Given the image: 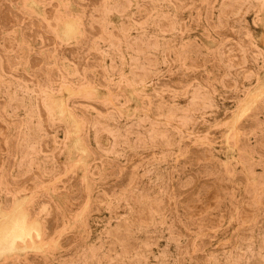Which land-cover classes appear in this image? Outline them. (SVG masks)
Wrapping results in <instances>:
<instances>
[{"label":"rangeland","instance_id":"obj_1","mask_svg":"<svg viewBox=\"0 0 264 264\" xmlns=\"http://www.w3.org/2000/svg\"><path fill=\"white\" fill-rule=\"evenodd\" d=\"M76 1L0 0V103L1 105L5 103L3 106L0 105V113L2 112L0 114V133L2 132L0 134V210L2 212L11 210V206L19 200L22 203L25 202L23 207L29 219L39 222L38 230L33 232L31 237L26 238V244L20 243L15 251L4 253L5 257L4 254H0V264H34L35 262V264H42V261L43 264H178L181 261L182 264H251L253 259L255 261L252 264L256 263V259L258 264H264V173H262L264 169L263 165H260L264 164V135L262 136L264 134V0ZM119 2L124 5L125 2L130 4L123 7ZM212 2H214L213 5ZM79 4L85 7L81 5L79 7ZM226 4L229 6H225ZM181 5L186 8L184 9ZM206 5L210 6L208 10ZM146 7L151 12L145 9ZM86 8L89 10L88 14L91 16L88 17L91 20L86 18ZM197 9L198 15L194 11ZM206 11L211 12L212 15ZM224 11L222 16L221 12ZM218 14L223 18H220ZM68 20L78 21L74 24L75 29L79 28V32L76 29L72 35L70 34L72 37L62 32L63 25ZM92 20L93 24H91ZM170 20H173L172 23L175 24L170 25ZM208 21L210 24L207 23ZM223 21L225 24H222ZM158 22L164 23L160 25ZM89 26L93 27L91 29L93 31H90ZM158 26H162L161 29L163 26L170 28L163 29L166 31L163 33ZM182 27L184 30H180V33L179 29ZM74 34L75 37H73ZM69 36L70 40L66 38H70ZM225 37L227 39H224ZM75 38L76 42L73 41ZM152 40L157 41L151 43ZM245 40L246 43L243 42ZM168 41H171V45H168L170 43ZM223 41L227 42L222 44ZM195 42L196 45H194ZM83 45L86 46L85 49ZM77 46L79 50L81 49L80 51L75 49ZM233 46L234 48L231 49ZM199 51L203 54L201 52L198 54ZM68 53L71 54L68 55ZM227 55H232V57ZM84 56L85 65L81 60ZM227 57L230 59L229 65ZM189 58L193 62L188 60ZM207 58L212 59L211 62H208ZM170 62L173 65L169 68ZM206 62L209 64L205 65ZM214 62L215 64H212ZM220 67L223 68L221 70L224 73L218 69ZM229 69H231L230 72ZM231 71L237 72H233L234 76H232ZM244 71L250 74L243 75ZM225 76L226 79H231L228 81H231L232 86L228 85L230 83H227ZM170 81L175 82L173 84ZM226 83L227 86L224 85ZM186 84L189 87L185 86ZM204 84L207 86H203ZM228 86L230 87L226 88ZM62 87L64 90L68 87L74 94L72 92L69 93L71 95L68 94L70 97L66 96ZM85 88L87 89L84 90ZM184 90L185 93H183ZM77 92L79 95L73 97ZM179 93L183 96H179ZM61 94L67 99L64 100ZM52 96L56 98V102ZM152 97L156 100H152ZM250 98L253 101H250ZM15 101L19 103V106L14 103ZM53 102L56 105H53ZM85 102L92 105L89 106ZM60 103L65 110H69V117L61 112ZM243 104L249 106L250 109L245 108V111ZM77 105L82 108L84 106L83 110H80L82 108ZM38 106L41 112L38 111ZM75 107L80 109L76 111ZM42 109L47 114L46 116ZM170 109L171 111L173 109L172 113ZM255 112L256 115H254ZM132 122L137 124H132ZM247 122L252 126L250 127ZM76 123L80 125L77 126ZM49 138L53 143L48 140ZM261 149L263 153L258 152ZM193 153L194 157H192ZM206 157L211 162L207 161ZM192 159H195L194 162ZM203 159L204 161L206 159V162H203ZM241 175L245 176L241 178ZM30 176H33V180ZM216 176L217 179H215ZM122 179H125L124 182ZM19 181L23 182L20 184ZM207 185L208 188H206ZM213 191L218 194H214ZM198 192L205 193L207 196ZM25 197L27 199H23ZM8 198L10 200H6ZM7 201L10 203L8 204ZM255 205L256 210L253 208ZM33 211L34 214H32ZM247 215L251 217L247 218ZM261 219L263 224L259 222ZM51 227L53 231H50ZM117 230H119L118 233ZM182 233H184L183 236ZM46 234L47 238L44 236ZM109 234L115 235L114 239ZM123 234H125V241ZM215 238L218 239L215 240ZM117 243L122 246L118 247ZM35 248H40V252L35 251L37 250ZM72 251L74 253H71ZM33 259L34 262H32Z\"/></svg>","mask_w":264,"mask_h":264},{"label":"bare ground","instance_id":"obj_2","mask_svg":"<svg viewBox=\"0 0 264 264\" xmlns=\"http://www.w3.org/2000/svg\"><path fill=\"white\" fill-rule=\"evenodd\" d=\"M29 1H31V0H29ZM75 1H76V0H75ZM124 1H125V0H124ZM175 1H176V0H175ZM178 1H179V0H178ZM180 1H181V0H180ZM183 1H184V0H183ZM185 1H187V0H185ZM89 2H90V1H89ZM91 2H92V1H91ZM96 2L98 3V1H96ZM105 2H106V1H105ZM126 2H128V0H127ZM126 2H125V5H124V4H121V2H119V4L123 5V7H126V5L128 6V4H130V3L126 4ZM188 2H189V0H188ZM206 2H207V1H206ZM76 3H77V1H76ZM103 3H104V2H103ZM123 3H124V2H123ZM181 3H182V2H181ZM213 3H214V2H212V5H213ZM235 3H236V2H235ZM86 4H87V3H86ZM141 4H142V3H141ZM171 4H172V2H171ZM176 4H177V2H176ZM176 4H175V5H176ZM185 4H186V5H189L190 3H185ZM201 4H202V3H201ZM33 5H34V3H33ZM80 5H81V4H79V7H80ZM100 5H103V4H100ZM121 5H120V7H121ZM173 5H174V3H173ZM178 5H179V4H178ZM209 5H210V4H209ZM212 5H210V6L212 7ZM234 5H235V4H234ZM52 6H53V5H52ZM142 6H143V5H142ZM176 6H177V5H176ZM179 6H180V5H179ZM201 6H202V5H201ZM206 6H207V5H206ZM210 6H207V10H208V8H209ZM225 6H229V5L226 4ZM30 7H32V6H30ZM30 7H29V8H30ZM35 7H36V6H35ZM56 7H57V6H56ZM81 7H85V6H83V4H82ZM177 7H178V6H177ZM181 7L184 8V6H182V5H181ZM188 7H189V6H188ZM53 8H55V6H54ZM87 8H88V6H87ZM87 8H86V10H87ZM99 8H100V6H99ZM178 8H180V7H178ZM183 8H182V9H183ZM185 8H186V7H185ZM185 8H184V9H185ZM230 8L232 9L231 6H230ZM33 9H34V8H33ZM84 9H85V8H84ZM122 9H123V8H122ZM125 9H126V8H125ZM125 9H124V10H125ZM145 9L148 10L147 7H146ZM166 9H167V8H166ZM175 9H176V7H175ZM210 9H211V8H210ZM210 9H209V10H210ZM233 9H234V8H233ZM54 10H55V9H54ZM98 10H100V9H98ZM105 10H106V9H105ZM167 10H168V9H167ZM179 10H181V8H180ZM224 10L226 11V9H224ZM229 10H230V9H229ZM88 11H89V10L86 11V12H87V16H86V18H87L88 16H91L90 14H88ZM90 11H91V10H90ZM92 11H94V9H92ZM122 11H123V10H121V12H122ZM148 11H150V10H148ZM168 11H169V10H168ZM181 11H182V10H181ZM194 11H196L195 13H197L198 9H197V10H194ZM222 11H223V10H222ZM225 11H224V12H221V13H223V14H221V13H219V14H221V15L223 16L224 13H225ZM231 11H232V10H231ZM53 12H54V11H53ZM86 12H84V14H85ZM96 12H98V11L96 10ZM121 12H120V14H121ZM137 12H138V11H137ZM146 12H147V11H146ZM150 12H151V11H150ZM150 12H149V13H150ZM206 12H208V11H206ZM226 12H227V11H226ZM228 12H229V11H228ZM50 13H51V12H50ZM99 13H101V11H100ZM149 13H148V14H149ZM169 13H170V12H169ZM176 13H177V12H176ZM178 13H179V11H178ZM210 13H211V12H210ZM210 13L208 12L209 15H210ZM36 14H37V13H36ZM102 14H103V13H102ZM134 14H135V13H134ZM145 14H146V13H145ZM165 14H166V13H164V15H165ZM219 14H218V15H219ZM81 15H82V14H81ZM98 15H99V14H98ZM178 15H179V14H178ZM197 15H198V13H197ZM209 15H208L207 17H209ZM211 15H212V13H211ZM221 15H219V17H220ZM226 15H227V14H226ZM229 15H230V14H229ZM6 16H7V15H6ZM40 16H42V15L40 14ZM84 16H85V15H84ZM84 16H82V17H84ZM138 16H139V14H138ZM166 16H167V15H166ZM166 16H165V17H166ZM48 17H49V14H48ZM93 17H94V15H93ZM97 17H98V16H97ZM131 17H132V16H131ZM162 17L164 18V16H162ZM162 17H161V20H162ZM205 17H206V14H205ZM46 18H47V17H46ZM91 18H92V17H91ZM132 18H133V17H132ZM132 18H131V19H132ZM191 18H192V17H191ZM210 18H211V17H210ZM215 18H216V17H215ZM220 18H223V17H220ZM232 18H233V17H232ZM87 19H89V17H88ZM138 19H139V18H138ZM142 19H143V18H142ZM145 19H146V18H145ZM159 19H160V18H159ZM164 19H166V18H164ZM167 19H168V18H167ZM170 19H171V17H170ZM172 19H173V18H172ZM181 19H182V18H181ZM204 19H205V18H204ZM206 19H207V18H206ZM37 20H38V19H37ZM49 20H51V19H49ZM84 20H85V19H84ZM89 20H91V19H89ZM139 20H141V19H139ZM139 20H138V21H139ZM207 20H208V19H207ZM207 20H206V21H207ZM210 20H211V19H210ZM217 20H218V19H217ZM61 21H62V20H61ZM75 21H76V20H75ZM75 21H74V22H75ZM95 21H97V20H95ZM132 21H133V20H132ZM134 21H135V19H134ZM158 21H160V20H158ZM163 21H165V20H163ZM170 21H171V20H170ZM172 21H173V20H172ZM172 21L170 22V25L175 24V23H172ZM190 21H191V20H190ZM224 21H225V20H224ZM224 21L222 22V24L224 23ZM229 21H230V20H229ZM231 21H233V20H231ZM74 22H73L72 20L65 21V23H64V25H63V29H62L63 31H62V32H63L66 36H67V35H70V34L72 35V33H74V32L76 31L77 28L75 29V24H74ZM77 22H78V21H76V23H77ZM84 22H85V21H84ZM93 22H94V21L92 20L91 24H93ZM160 22H161V21H160ZM166 22H168V21L166 20ZM180 22H181V21H180ZM197 22H198V20H197ZM48 23H49V22H48ZM156 23H157V22H156ZM156 23H155V24H156ZM158 23H159V22H158ZM163 23H164V22H162L161 24L163 25ZM168 23H169V22H168ZM168 23H167V25H169ZM182 23H183V22H182ZM207 23H209V21H208ZM207 23H206V25H207ZM50 24H52V22H51ZM79 24H80V23H79ZM88 24H89V22H88ZM98 24H99V21H98ZM98 24H97V25H98ZM100 24H101V23H100ZM120 24H121V23H120ZM140 24H141V22L139 23V26H140ZM159 24H160V23H159ZM161 24H160V25H161ZM165 24H166V23H165ZM209 24H210V23H209ZM219 24H220V22H219ZM219 24H218V25H219ZM224 24H225V23H224ZM76 25H77V24H76ZM81 25H82V24H81ZM94 25H96V24L94 23ZM170 25H169V26H170ZM179 25H180V24H179ZM181 25H182V24H181ZM54 26H55V25H54ZM77 26H78V25H77ZM98 26H99V25H98ZM164 26H165V25H164ZM164 26H163V29H166V28L169 27V26H168V27L166 26V28H164ZM175 26H176V25H175ZM212 26H213V25H212ZM82 27H83V25H82ZM85 27H87V25H86ZM89 27H91V26H89ZM89 27H88V28H89ZM158 27H159V26H158ZM160 27H162V26H160ZM160 27H159L158 29H161ZM171 27H172V26H171ZM180 27H181V26H180ZM209 27H211V26H209ZM2 28H3V27H2ZM37 28H38V27H37ZM92 28H93V27L89 28L90 31H93V30H91ZM96 28H97V27H96ZM123 28H124V27L122 26V29H123ZM169 28H170V27H169ZM183 28H184V27H182V29H179V31H180V30H184ZM218 28L221 29L220 27H218ZM222 28H223V27H222ZM163 29H161V30H163ZM171 29H173V28H171ZM210 29H211V28H210ZM214 29H215V28H214ZM223 29H224V28H223ZM77 30H78V32H79V28H78ZM83 30H84V29H83ZM83 30H81V31H83ZM94 30H96V29H94ZM103 30H104V29H103ZM124 30H125V29H124ZM166 30H167V29H166ZM203 30H204V29H203ZM212 30H213V29H212ZM48 31H49V30H48ZM164 31H165V30H163V33H164ZM170 31H171V30H170ZM177 31H178V30H177ZM213 31H215V30H213ZM213 31H212V32H213ZM226 31H227V30H226ZM40 32H41V31H40ZM60 32H61V31H60ZM78 32H77V33H78ZM97 32H98V31H97ZM165 32H166V31H165ZM216 32H218V31H216ZM219 32H220V31H219ZM43 33H44V32H43ZM51 33H52V32H51ZM80 33H81V32H80ZM102 33H103V32H102ZM169 33H170V32H169ZM180 33H181V31H180ZM180 33H179V34H180ZM203 33H206V32H203ZM226 33H227V32H226ZM245 33H246V32H245ZM61 34H62V33H61ZM91 34H92V33H91ZM214 34H215V33H214ZM222 34H223V33H221V35H222ZM224 34H225V32H224ZM224 34H223V36H224ZM238 34H239V33H238ZM243 34H244V32H243ZM243 34H241V35L243 36ZM65 35L62 34V36H64V37H65ZM71 35H70V36H71ZM76 35H77V34H76ZM84 35H85V34H84ZM93 35H94V34H93ZM96 35H98V34H96ZM96 35H95V36H96ZM106 35H107V34H106ZM215 35H216V34H215ZM218 35H219V34H218ZM218 35H217V36H218ZM221 35H220V36H221ZM241 35H240V36H241ZM70 36H69V37H70ZM87 36H88V35H87ZM89 36H91V35L89 34ZM89 36H88V37H89ZM151 36H152V35H151ZM220 36H219V37H220ZM225 36H226V35H225ZM71 37H72V36H71ZM71 37H70V38L66 37V38H67L68 40H70ZM73 37H75V34H74ZM85 37H86V36H85ZM92 37H93V36H92ZM178 37H179V36H178ZM51 38H52V37H51ZM56 38H58V37H56ZM66 38H65V40H66ZM77 38H78V37H77ZM80 38H81V37H80ZM93 38H94V37H93ZM93 38H92V40H93ZM95 38H97V37H95ZM78 39H79V38H78ZM88 39H89V38H88ZM224 39H227V38L225 37ZM232 39H233V38H232ZM76 40H77V39L75 38L73 41L76 42ZM81 40H82V39H81ZM83 40H85V39H83ZM86 40H87V39H86ZM86 40H85V41H86ZM92 40H91V41H92ZM146 40H147V39H146ZM212 40H213V39H212ZM222 40H223V39H221V41H222ZM59 41H60V40H59ZM66 41H67V40H66ZM66 41H65V42H66ZM87 41H88V40H87ZM94 41H96V40H94ZM104 41H105V40H104ZM150 41H151V40H150ZM150 41H149V42H150ZM152 41H153V40H152ZM156 41H157V40H156ZM156 41H153V42H151V43H154V42L156 43ZM171 41H172V40H171ZM171 41H168V42H170V43H168V45H169V44L171 45ZM89 42H90V41H89ZM96 42H97V41H96ZM113 42H114V41H113ZM172 42H173V41H172ZM190 42H191V41H190ZM192 42H194V41H192ZM213 42H214V41H213ZM215 42H216V40H215ZM224 42H227V41H223L222 44H224ZM243 42L246 43V40L243 41ZM78 43H79V42H78ZM82 43H83V42H82ZM90 43H91V42H90ZM135 43H136V42H135ZM135 43H134V44H135ZM220 43H221V42H220ZM228 43H229V42H228ZM53 44H54V43H53ZM58 44H59V43H58ZM87 44L89 45L88 42H87ZM87 44H86V45H87ZM112 44H113V43H112ZM44 45H45V44H44ZM55 45H56V43H55ZM78 45H79V44H78ZM81 45H82V44H81ZM151 45H154V44H151ZM159 45H160V44H159ZM190 45H193V44L190 43ZM194 45H196V42H195ZM194 45H193V46H194ZM229 45H230V44H229ZM59 46H60V45H59ZM83 46H84L83 49H85L86 46H85V45H83ZM103 46H104V45H103ZM136 46H137V45H136ZM149 46H150V45H149ZM149 46H148V47H149ZM154 46H156V45H154ZM230 46H231V45H230ZM237 46H238V45H237ZM44 47H45V46H44ZM52 47H53V46H52ZM88 47H91V46H88ZM157 47H158V46H157ZM175 47H176V46H175ZM175 47H174V48H175ZM189 47H190V46H189ZM196 47L199 48V46H196ZM217 47H218V46H217ZM220 47H221V44H220ZM226 47H227V46L225 45V48H226ZM9 48H10V47H9ZM14 48H15V47H14ZM30 48H31V47H30ZM42 48H43V47H42ZM45 48H46V47H45ZM56 48H57V47H56ZM56 48H55V49H56ZM174 48H173V49H174ZM232 48H234V46L231 47V49H232ZM16 49H17V48H16ZM31 49H32V48H31ZM64 49H65V48H64ZM75 49L77 50V49H78V46H77V48H75ZM87 49H88V48H87ZM87 49H86V50H87ZM91 49H92V48H91ZM136 49H137V48H136ZM217 49H218V48H217ZM231 49H230V50H231ZM65 50H66V49H65ZM78 50H79V49H78ZM80 50H81V49H80ZM80 50H79V51H80ZM99 50H100V49H99ZM118 50H119V49H118ZM141 50H142V49H141ZM166 50H167V49H166ZM188 50H189V48H188ZM191 50H192V49H191ZM194 50H195V49H194ZM219 50H220V49H219ZM239 50H241V49H239ZM249 50H250V49H249ZM252 50H254V48H253ZM31 51H32V50H31ZM62 51H63V50H62ZM62 51H61V52H62ZM84 51H85V50H84ZM84 51H83V52H84ZM215 51H216V50H215ZM223 51H225V50L223 49ZM231 51H232V50H231ZM16 52H17V51H16ZM63 52H64V51H63ZM66 52H68V50H67ZM137 52H138V51H137ZM166 52H167V51H166ZM166 52H165V53H166ZM191 52H192V51H191ZM196 52H197V51H196ZM200 52H201V51H199L198 54H200ZM213 52H214V51H213ZM213 52H212V53H213ZM262 52H263V51H262ZM85 53H87V52L85 51ZM140 53H141V52H140ZM185 53H186V51H185ZM189 53H190V52H189ZM201 53H202V52H201ZM208 53H209V52H208ZM210 53H211V51H210ZM214 53H215V52H214ZM12 54H13V53H12ZM38 54H39V53H38ZM70 54H71V53H70ZM70 54L68 53V55H70ZM83 54H84V53H83ZM87 54H88V53H87ZM90 54H92V53H90ZM173 54H174V53H173ZM195 54H196V53H195ZM202 54H203V53H202ZM202 54H201V56H202ZM216 54H217V52H216ZM225 54H226V52H225ZM72 55H73V54H72ZM144 55H145V54H144ZM166 55H167V57H168V54H167V53H166ZM166 55H165V56H166ZM174 55H176V53H175ZM174 55H173V56H174ZM183 55H184V54H183ZM213 55H214V54H213ZM217 55H218V54H217ZM232 55H233V54H232ZM232 55H227V56H231V57H232ZM255 55H256V54H255ZM261 55H262V54H261ZM14 56H15V55H14ZM90 56H92V55H90ZM221 56H223V55L221 54ZM225 56H226V55H225ZM225 56H224V57H225ZM234 56H235V55H234ZM256 56H257V55H256ZM72 57H73V56H72ZM81 57H83V56H81ZM95 57L97 58V56H95ZM149 57H150V56H149ZM183 57H184V56H182V58H183ZM208 57H209V56H208ZM213 57H214V56H212V58H213ZM216 57H217V56H216ZM224 57H222V58H224ZM254 57H255V56H254ZM67 58H69V57H67ZM75 58H76V57H75ZM121 58H122V57H121ZM145 58H147V57H145ZM242 58H243V57H242ZM247 58H248V57H247ZM16 59H17V58H16ZM70 59H71V58H70ZM72 59H73V58H72ZM83 59H86L85 56H84V58L81 59L82 62L84 63L85 60H83ZM93 59H94V58H93ZM113 59H114V58H113ZM150 59H152V58H150ZM173 59H174V58H173ZM197 59H198V58H197ZM207 59H208V58H207ZM213 59H214V58H213ZM227 59H228V57H227ZM227 59H226V61H227ZM238 59H239V58H238ZM262 59H263V58H262ZM2 60H3V59H2ZM38 60H39V59H38ZM68 60H69V59H68ZM81 60H80V61H81ZM94 60H95V59H94ZM98 60H99V59H98ZM98 60H96V62H97ZM138 60H139V58H138ZM143 60H144V58H143ZM181 60H182V59H181ZM181 60H180V61H181ZM188 60L192 61V59H190V58H189ZM202 60H203V58H202ZM208 60H209L208 62H211L210 60H212V59H208ZM215 60H217V59H215ZM222 60H223V59H222ZM224 60H225V59H224ZM229 60H230V59H228L227 63L229 62ZM75 61H76V60H75ZM80 61H79V63H81ZM147 61H148V60H147ZM169 61H170V60H168V62H169ZM194 61H195V60H194ZM197 61H198V60H196V62H197ZM218 61H219V60H218ZM238 61H239V60H238ZM247 61H248V60H247ZM71 62H72V61H71ZM101 62H102V61H101ZM151 62L153 63V61H151ZM192 62H193V61H192ZM196 62H195V63H196ZM200 62H201V61H200ZM208 62H206L205 65L209 64ZM215 62H217V61H215ZM215 62L212 63V64H215ZM222 62H223V61H222ZM224 62H225V61H224ZM235 62H236V61H235ZM12 63H13V62H12ZM48 63H49V62H48ZM74 63H75V62H74ZM79 63H78V65H79ZM147 63H148V62H147ZM195 63H193V64H195ZM198 63H199V62H198ZM217 63H218V62H217ZM217 63H216V64H217ZM225 63H226V62H225ZM225 63H224V64H225ZM230 63H231V62H230ZM26 64H27V63H26ZM89 64H90V63H89ZM135 64H136V63H135ZM170 64H171V62H170ZM189 64H190V63H189ZM201 64H202V62H201ZM218 64H220V63H218ZM234 64H235V63H234ZM237 64H238V62H237ZM239 64H240V62H239ZM250 64H251V63H250ZM13 65H14V63H13ZM80 65H81V64H80ZM84 65H85V63H84ZM93 65H94L95 67H97L95 64H93ZM113 65H114V64H113ZM132 65H133V64H132ZM172 65H173V64H171V65L169 66V68H170ZM191 65H192V64H191ZM196 65H197V64H196ZM222 65H223V63H222ZM228 65H229V63H228ZM240 65H241V64H240ZM14 66H15V65H14ZM150 66H151V64H150ZM150 66H149V67H150ZM153 66H154V65H153ZM188 66H189V65H188ZM192 66H193V65H192ZM201 66H202V65H201ZM217 66H218V65H217ZM217 66H216V68H217ZM220 66H221V65H220ZM223 66H224V65H223ZM232 66H233V65H232ZM232 66H231V69H232ZM38 67H39V66H38ZM80 67H81V66H80ZM85 67H86V66H85ZM89 67H91V66H89ZM181 67H182V66H181ZM193 67H194V66H193ZM195 67H196V66H195ZM197 67L199 68V65H197ZM211 67H212V66H211ZM211 67H210V68H211ZM214 67H215V66H213V68H214ZM218 67H219V66H218ZM228 67H230V66H228ZM234 67H235V66H234ZM257 67H258V66H257ZM260 67H261V66H260ZM260 67H259V68H260ZM74 68H75V67H74ZM77 68H78V67H77ZM132 68H133V67H132ZM151 68H152V67H151ZM236 68H237V67H236ZM251 68H252V66H251ZM78 69H79V68H78ZM87 69H88V68H87ZM101 69H102V68H101ZM153 69H154V68H153ZM182 69H183V68H182ZM211 69H212V68H211ZM218 69L221 70V69H223V68L220 67V68H218ZM231 69H229L228 71L230 72ZM234 69H235V68H234ZM241 69H242V68H241ZM247 69H248V68H247ZM5 70H6V67H5ZM31 70H32V69H31ZM31 70H30V71H31ZM33 70H34V68H33ZM33 70H32V71H33ZM61 70H62V69H61ZM132 70H133V69H132ZM183 70H184V69H183ZM183 70H182V72H183ZM188 70H189V69H188ZM236 70H237V69H236ZM238 70H240V69H238ZM238 70H237V71H238ZM245 70H246V68H245ZM27 71H28V70H27ZM32 71H31V72H32ZM75 71H76V70H75ZM149 71H150V70H149ZM179 71H180V70H179ZM193 71H194V70H193ZM209 71H210V70H209ZM209 71H208V72H209ZM223 71H224V70H223ZM237 71H236V72H237ZM248 71H249V69H248ZM253 71H254V70H253ZM80 72H81V70H80ZM134 72H135V71H134ZM180 72H181V71H180ZM212 72H213V71H212ZM221 72H222V70H221ZM233 72H235V71H233ZM233 72L231 71L230 75L232 74V76H234ZM236 72H235V73H236ZM244 72H245V73L242 72L243 75H244V74H247V75L250 74V73H249L250 71H249V72L244 71ZM22 73H23V72H22ZM77 73H79V72L77 71ZM98 73H99V72H98ZM137 73H138V71H137ZM144 73H145V72H144ZM147 73H148V72H147ZM222 73H224V72H222ZM248 73H249V74H248ZM251 73H252V72H251ZM6 74H7V73H6ZM17 74H18V73H17ZM32 74H33V73H32ZM99 74H100V73H99ZM138 74H139V73H138ZM140 74H141V73H140ZM145 74H146V73H145ZM20 75H22V76L24 77L23 74H20ZM79 75H80V73H79ZM142 75H143V73H142ZM223 75H224V74H223ZM240 75H241V74H240ZM255 75H256V74H255ZM13 76H14V75H13ZM13 76H12V77H13ZM30 76H31V75H30ZM88 76H89V74H88ZM102 76H103V75H102V73H101V77H102ZM131 76H132V75H131ZM185 76H186V74H185ZM235 76H236V75H235ZM32 77H33V75H32ZM82 77H83V75H82ZM82 77H81V78H82ZM218 77H219V76H218ZM218 77H217V78H218ZM220 77H221V76H220ZM245 77H246V76H245ZM19 78H20V77H19ZM66 78H67V77H66ZM73 78H74V77H73ZM89 78H91V77H89ZM158 78H159V77H157V79H158ZM160 78H161V77H160ZM212 78H213V75H212ZM217 78H216V79H217ZM243 78H244V77H243ZM16 79H17V78H16ZM21 79H22V77H21ZM21 79H20V80H21ZM99 79H100V77H99ZM213 79H214V78H213ZM220 79H221V78H220ZM223 79H224V77H223ZM225 79H226V76H225ZM22 80H23V79H22ZM22 80H21V81H22ZM101 80H102V79H101ZM101 80H100V81H101ZM120 80H121V79H120ZM190 80H191V79H190ZM192 80H194V79H192ZM218 80H219V79H218ZM226 80H227V83H230V84H228V85L232 86V85H231V81H228V80H231V79L228 78V79H226ZM232 80H233V79H232ZM241 80H242V78H241ZM246 80H247V79H246ZM18 81H19V80H18ZM24 81H25V80H24ZM24 81H23L22 83H24ZM32 81H33V80H32ZM50 81H51V80H50ZM82 81H83V80H82ZM82 81H81V82H82ZM223 81H224V80H223ZM223 81H222V82H223ZM28 82H29V81H28ZM28 82H27V83H28ZM72 82H73V81H72ZM104 82H105V81H104ZM165 82H166V81H165ZM170 82H171V81H170ZM172 82H173V84H174L175 81H172ZM172 82H171V83H172ZM188 82H189V81H188ZM199 82H200V80H199ZM232 82H233V81H232ZM237 82H238V81H237ZM243 82H244V81H243ZM78 83H79V81H78ZM78 83H77V84H78ZM91 83H92V82H91ZM162 83H163V81L161 82V85H162ZM166 83H167V82H166ZM200 83H201V82H200ZM219 83H220V82H218V84H219ZM224 83H225V82H224ZM227 83L224 84V85L227 86ZM77 84H76V85H77ZM164 84H165V83H164ZM168 84H169V83H168ZM173 84H171V85H173ZM202 84H203V82H202ZM238 84H239V83H238ZM25 85H26V84H25ZM74 85H75V84H74ZM100 85H101V84H100ZM169 85H170V84H169ZM205 85H206V84H204L203 86H205ZM219 85H220V84H219ZM234 85H235V84H234ZM103 86H104V85H103ZM158 86H159V84H158ZM164 86H165V85H164ZM173 86H176V85H173ZM173 86H172V87H173ZM185 86H187V84H186ZM185 86H184V87H185ZM206 86H207V85H206ZM222 86H223V84H222ZM222 86H221V87H222ZM230 86H228V87H226V88H229ZM68 87H69V86H68ZM68 87H67V89L64 87L66 90H64L63 87H62V89H63V91L65 92L66 96H67L69 93H72V92H73V91L71 92V91L68 89ZM181 87L184 88L183 86H181ZM187 87H189V85H188ZM70 88H71V87H70ZM88 88H90V87H88ZM116 88H117V86H116ZM176 88H177V87H176ZM40 89H41V88H40ZM86 89H87V88H85L84 90H86ZM110 89H111V88H110ZM156 89H157V88H156ZM177 89H178V88H177ZM237 89H238V87H237ZM237 89H236V91H237ZM240 89H241V88H240ZM35 90H36V89H35ZM80 90H81V89H80ZM82 90H83V89H82ZM90 90L92 91L91 88H90ZM90 90L88 89V91H90ZM93 90H94V89H93ZM175 90H176V89H175ZM178 90H179V89H178ZM180 90H181V89H180ZM196 90H197V89H196ZM221 90H222V89H221ZM230 90H231V89H230ZM63 91H62V92H63ZM91 91H90V92H91ZM94 91L96 92V90H94ZM114 91H115V89H114ZM34 92H35V91H34ZM64 92H63V93H64ZM78 92H79V91H78ZM78 92L76 93L77 95L75 94V95H73V97H74V96H78V95H79ZM80 92L82 93V92H84V91H80ZM181 92H182V91H180V93H181ZM241 92H242V90H241ZM241 92H240V94H241ZM243 92H244V91H243ZM262 92H263V91H262ZM6 93H7V92H6ZM175 93H176V92H175ZM180 93H179V94H180ZM183 93H185V90H184ZM195 93H196V91H195ZM237 93H238V91H237ZM245 93H246V92H245ZM258 93H259V92H258ZM36 94H38V92H37ZM73 94H74V92H73ZM197 94H198V93H197ZM202 94H203V93H202ZM238 94H239V93H238ZM59 95H60V94H59ZM61 95H62V94H61ZM69 95H71V94H69ZM69 95H68V96H69ZM155 95H156V94H155ZM181 95H182V94H180L179 96H181ZM259 95H260V94H259ZM259 95H256V96H259ZM262 95H263V94H262ZM144 96H145V95H144ZM147 96H148V95H147ZM149 96H150V95H149ZM152 96H154V95L152 94ZM179 96H178V97H179ZM182 96H183V95H182ZM192 96H193V94H192ZM236 96H237V95H236ZM263 96H264V95H263ZM38 97L40 98V95H39ZM50 97H51V96H50ZM55 97H56V96H55ZM58 97H59V96H58ZM60 97H61V96H60ZM63 97H64V96L62 95V98H63ZM69 97H70V96H69ZM131 97H132V96H131ZM154 97H155V96H154ZM184 97H185V96H184ZM228 97H229V96H228ZM238 97H239V96H238ZM250 97H251V95H250ZM254 97H255V96H254ZM254 97H253V100H254ZM259 97H260V96H259ZM29 98H30V97H29ZM52 98H53L54 102H56V101H55L56 98H54L53 96H52ZM152 98H153V97H152ZM152 98H151V99H152ZM242 98H243V97H242ZM260 98H261V97H260ZM22 99H24V98H22ZM35 99H37V98H35ZM57 99L59 100V98H57ZM66 99H67V98H66ZM66 99H65V97H64V100H66ZM112 99H113V98H112ZM227 99H228V98H227ZM237 99H238V98H237ZM240 99H241V98H240ZM245 99H246V98H245ZM255 99L258 100V98H255ZM12 100H13V99H12ZM19 100H20V99H19ZM50 100H51V99H50ZM152 100H156V99L153 98ZM152 100H151V101H152ZM158 100H159V99H158ZM238 100H239V99H238ZM249 100L251 101L252 99L250 98ZM253 100H252V101H253ZM17 101H18V99H17ZM37 101H38V100H37ZM59 101H60V100H59ZM62 101H63V100H62ZM113 101H114V99H113ZM255 101H256V100H255ZM255 101H254V102H255ZM20 102H21V100H20ZM54 102H53L52 104H53V105H56V103L54 104ZM57 102H58V101H57ZM73 102H74V101H73ZM88 102H89V101H88ZM161 102H162V101H161ZM247 102H249V101H247ZM14 103H16V101H15ZM38 103H39V101H38ZM61 103H62V102H61ZM61 103H60V104H61ZM63 103H64V101H63ZM89 103H90V102H89ZM92 103H94V102H92ZM98 103H99V102H98ZM156 103H157V102H156ZM196 103H197V102H196ZM243 103H245V102H243ZM1 104H2V103H0V105H1ZM12 104H13V103H12ZM16 104H17V103H16ZM18 104H19V103H18ZM18 104H17V106H19ZM21 104H22V103H21ZM60 104H59V106H60ZM65 104H66V103H65ZM65 104H64V105H65ZM73 104H75V103H73ZM85 104L89 105L87 102H85ZM153 104H154V103H153ZM160 104H161V103H160ZM166 104H167V103H166ZM190 104L193 105V103H190ZM194 104H195V103H194ZM245 104H246V103H245ZM245 104H243V105H244V109L249 107V106H248V107L245 106ZM254 104H256V102H255ZM3 105H5V103H4ZM3 105H1V106H3ZM14 105H15V104H14ZM38 105H41V104H38ZM64 105H63V106H64ZM71 105H72V103H71ZM79 105H80V103H79ZM79 105H77V106H79ZM91 105H92V104H91ZM91 105H89V106H91ZM155 105H156V104H155ZM191 105H190V107H191ZM241 105H242V103H241ZM241 105H240V108H241ZM247 105H249V104H247ZM250 105H251V104H250ZM252 105H253V104H252ZM11 106H12V105H11ZM27 106H28V105H27ZM73 106H74V105H73ZM93 106H94V105H93ZM95 106H96V104H95ZM156 106H157V105H156ZM156 106H155V107H156ZM193 106H196V104L193 105ZM197 106H199V105H197ZM254 106H255V105H254ZM14 107H15V106H14ZM22 107H23V106H22ZM55 107H56V106H55ZM79 107L82 108V106H79ZM98 107H99V106H98ZM250 107H251V106H250ZM263 107H264V106H263ZM0 108H1V107H0ZM23 108H24V107H23ZM23 108H22V109H23ZM29 108H31V107H29ZM38 108H39V106H38ZM38 108H37V109H38ZM52 108H53V107H52ZM83 108H84V106H83ZM83 108L80 109V108H76V107H75L76 111H77V109L83 110ZM101 108H102V107H101ZM101 108H99V109H101ZM114 108H115V107H114ZM153 108H154V107H153ZM153 108H152V109H153ZM158 108H159V106H158ZM175 108H176V107H175ZM257 108H258V107H257ZM85 109H86V108H85ZM87 109H88V107H87ZM91 109H92V108H91ZM96 109H97V108H96ZM103 109H104V108H103ZM103 109H102V110H103ZM107 109H108V108H107ZM109 109H110V108H109ZM109 109H108V110H109ZM155 109H156V108H155ZM160 109H161V107H160ZM160 109H159V110H160ZM177 109H178V108H177ZM191 109H192V108H191ZM242 109H243V107H242ZM248 109H250V108H248ZM263 109H264V108H263ZM0 110H1V109H0ZM3 110H4V109H3ZM11 110H12V109H11ZM14 110H15V109H14ZM18 110H19V109H18ZM60 110H61V112H62L63 114H65V113H66V115L70 114V113H68L69 110L67 111V109L65 110V109L62 107V104H61V106H60ZM80 110H79V112L83 113V112L80 111ZM108 110H107V111H108ZM239 110H240V109H239ZM258 110H259V109H258ZM258 110H257V111H258ZM28 111H29V110H28ZM38 111H40V108L38 109ZM97 111H98V110H97ZM105 111H106V110H105ZM151 111H152V110H151ZM153 111H154V110H153ZM153 111H152V112H153ZM170 111H171V109H170ZM172 111H173V109H172ZM172 111H171L170 113H172ZM176 111H177V110H176ZM194 111H196V110L194 109ZM237 111H238V110H237ZM245 111H246V109H245ZM257 111H256V112H257ZM12 112H13V110L11 111V113H12ZM29 112H31V111H29ZM40 112H41V111H40ZM40 112H39V113H40ZM42 112L44 113L43 109H42ZM111 112H112V111H111ZM174 112H175V109H174ZM183 112H184V111H183ZM197 112H198V111H197ZM256 112H255L254 115L257 114ZM85 113H86V112H85ZM108 113H109V112H108ZM155 113L158 114L157 111H155ZM161 113H162V112H161ZM161 113H159V114H161ZM236 113H237V112H236ZM236 113H235V114H236ZM242 113H243V112H242ZM0 114H2V112H1ZM12 114L14 115L15 113L13 112ZM12 114H11V115H12ZM44 114H45V113H44ZM96 114H97V113H96ZM105 114H106V113H105ZM225 114H226V113H225ZM246 114H247V113H246ZM46 115H47V114H45L44 116H46ZM71 115H72V114H71ZM103 115H104V114H103ZM243 115H244V114H243ZM251 115H252V114H251ZM251 115H250L249 117H251ZM2 116H3V115H2ZM69 116H70V115H68L67 117H69ZM84 116H86V114H84ZM157 116H158V115H157ZM166 116H167V115H166ZM169 116H170V115H169ZM238 116H239V115H238ZM252 116H253V115H252ZM258 116H259V115H258ZM62 117H63V115H62ZM86 117L88 118V116H86ZM148 117H149V116H148ZM170 117H171V116H170ZM253 117H254V116H253ZM1 118H2V117H1ZM3 118L6 119L5 117H3ZM40 118H42V117H41V114H40ZM87 118H86V119H87ZM106 118H107V117H106ZM154 118H155V117H154ZM168 118H169V117H168ZM234 118H235V117H234ZM247 118H248V117H247ZM46 119H47V118H46ZM65 119H66V118H65ZM71 119H73V118H71ZM86 119H85V120H86ZM89 119H90V115H89ZM248 119H249V118H248ZM263 119H264V117H263ZM19 120H20V119H19ZM19 120H17V121H19ZM68 120H69V119H68ZM87 120H88V119H87ZM121 120H122V119H121ZM6 121H7V120H6ZM89 121H90V120H89ZM89 121H88V122H89ZM111 121H112V120H111ZM247 121H248V120H247ZM250 121H251V120H250ZM252 121H253V120H252ZM257 121H258V120H257ZM8 122H9V121H8ZM42 122H43V120H42ZM68 122H69V121H68ZM145 122H146V121H145ZM179 122H180V121H179ZM216 122H217V121H216ZM253 122H254V121H253ZM258 122H259V121H258ZM20 123H21V122H20ZM36 123H37V122H36ZM45 123H46V122H45ZM66 123H67V122H66ZM69 123H70V122H69ZM94 123H95V122H94ZM99 123L101 124L100 121H99ZM113 123H114V122H113ZM133 123H134V122H132V124H133ZM245 123H246V122H245ZM256 123H257V122H256ZM10 124H11V122H10ZM41 124H42V123H41ZM73 124H75V122H74ZM73 124H72V125H73ZM103 124H104V123H103ZM134 124H137V123H134ZM241 124H242V123H241ZM243 124H244V123H243ZM247 124H248V122H247ZM249 124H250V123H249ZM249 124H248V125H249ZM253 124H254V123H253ZM18 125H19V124H18ZM69 125H70V124H69ZM76 125H77V123H76ZM78 125H80V124H78ZM78 125H77V126H78ZM96 125H97V124H96ZM191 125H192V124H191ZM198 125H199V124H198ZM244 125H245V124H244ZM244 125H242V126H244ZM256 125L259 126L258 123H257ZM49 126H50V125H49ZM54 126H55V125H54ZM70 126H71V125H70ZM98 126H99V125H98ZM104 126H105V125H104ZM127 126H128V125H127ZM133 126H134V125H133ZM135 126H138V125H135ZM249 126L251 127L252 124L249 125ZM254 126H255V124H254ZM41 127L43 128V125H42ZM59 127H60V126H59ZM183 127H184V126H183ZM191 127H192V126H191ZM218 127H220V126H218ZM245 127H246V126H245ZM245 127H244V129H245ZM1 128H2V127H1ZM19 128H20V126H19ZM39 128H40V126H39ZM74 128H75V127H73V129H74ZM77 128H79V127H77ZM142 128H143V127H142ZM147 128H148V127H147ZM242 128H243V127H242ZM252 128H253V127H252ZM256 128H257V127H256ZM28 129H29V128H28ZM185 129H186V128H185ZM187 129H189V128H187ZM235 129H236V127H235ZM249 129H251V128H249ZM105 130H106V129H105ZM233 130H234V129H233ZM251 130H252V129H251ZM261 130H262V129H261ZM3 131H4V130H3ZM54 131H55V129H54ZM76 131H77V130H76ZM18 132H19V131H18ZM28 132H29V131H28ZM32 132H33V130H32ZM46 132H48V131H46ZM142 132H143V131H142ZM153 132H154V131H153ZM212 132H213V131H212ZM228 132H229V131H228ZM230 132H231V131H230ZM234 132H235V131H234ZM244 132H245V131H244ZM1 133H2V132H1ZM1 133H0V134H1ZM16 133H17V132H16ZM77 133H78V132H77ZM77 133H76V135H77ZM112 133H113V132H112ZM123 133H124V132H123ZM210 133H211V132H210ZM236 133H237V132H236ZM247 133H248V130H247ZM71 134H72V133H71ZM71 134H69V135H71ZM79 134H80V133H79ZM237 134H238V133H237ZM72 135H73V134H72ZM76 135H75V136H76ZM151 135H152V134H151ZM158 135H159V134H158ZM169 135H170V134H169ZM233 135H235V133H233ZM238 135H239V134H238ZM263 135H264V134H262V136H263ZM64 136H65V135H64ZM142 136H143V135H142ZM174 136H175V135H173V137H174ZM244 136H245V133H244ZM136 137H137V136H136ZM151 137H152V136H151ZM158 137H159V136H158ZM235 137H236V136H235ZM235 137H234V138H235ZM17 138H18V136H17ZM86 138H87V136H86ZM86 138H85V139H86ZM141 138H142V137H141ZM234 138H233V139H234ZM236 138H237V137H236ZM244 138L246 139V137H244ZM259 138L261 139L260 136H259ZM259 138H258V139H259ZM50 139H51V138H49L48 140H50ZM63 139H64V138H63ZM174 139H175V138H174ZM174 139H173V141H174ZM233 139H232V140H233ZM245 139H244V140H245ZM263 139H264V138H263ZM43 140H44V139H43ZM214 140H215V139H214ZM226 140H227V139H226ZM94 141H95V140H94ZM149 141H150V140H149ZM227 141H228V140H227ZM246 141H247V140H246ZM257 141H258V140H257ZM262 141H263V140H262ZM0 142H1V141H0ZM14 142H15V141H14ZM50 142H51V140H50ZM87 142H88V140H87ZM87 142H86V143H87ZM263 142H264V141H263ZM263 142H262V143H263ZM51 143H53V141H52ZM62 143H63V142H62ZM62 143H61V145H62ZM172 143H173V142H172ZM245 143H246V142H245ZM256 143H257V142H256ZM10 144H11V143H10ZM34 144H35V143H34ZM43 144H44V143H42V145H43ZM56 144H57V143H56ZM87 144H88V143H87ZM95 144H96V143H95ZM138 144H139V143H138ZM156 144H157V143H156ZM230 144H231V143H230ZM232 144H233V143H232ZM15 145H16V144H15ZM51 145H52V144H51ZM53 145H54V144H53ZM188 145H189V144H188ZM12 146H13V145H12ZM80 146H81V145H80ZM112 146H113V145H112ZM233 146H234V145H233ZM241 146H242V145H241ZM97 147H98V146H97ZM137 147H138V146H137ZM147 147H148V146H147ZM228 147H229V146H228ZM231 147H232V146H231ZM235 147H236V146H235ZM253 147H254V146H253ZM14 148H15V147H14ZM14 148H13V150H14ZM52 148H53V147H52ZM52 148H51V149H52ZM71 148H72V147H71ZM90 148H91V147H90ZM114 148H115V147H114ZM256 148H257V147H256ZM260 148H261V147H259V149H260ZM0 149H1V148H0ZM42 149H43V148H42ZM44 149H45V147H44ZM60 149H61V148H60ZM100 149H101V148H100ZM227 149H229V148H227ZM254 149H255V148H254ZM20 150H21V149H20ZM58 150H59V149H58ZM68 150H69V149H68ZM91 150H92V149H91ZM93 150H94V149H93ZM112 150H113V149H112ZM238 150H240V149H238ZM252 150H253V149H252ZM256 150H257V149H256ZM9 151H10V150H9ZM21 151H22V150H21ZM50 151H51V150H50ZM194 151H195V150H194ZM202 151H203V150H202ZM245 151H246V150H245ZM260 151H262V149L259 150L258 152H260ZM3 152H4V151H3ZM23 152H24V151H23ZM34 152H35V151H34ZM203 152H204V151H203ZM203 152H202V153H203ZM254 152H255V151H254ZM58 153H59V152H57V154H58ZM102 153H103V151H102ZM199 153H200V152H199ZM208 153H209V152H208ZM261 153H263V151H262ZM95 154H96V153H95ZM110 154H111V153H110ZM259 154H260V153H259ZM133 155H134V154H133ZM189 155H190V154H189ZM192 155H193V156H192ZM192 155H191V156L194 157L195 154L193 153ZM203 155H204V154H203ZM23 156H24V155H23ZM196 156H197V155H196ZM201 156H202V155H201ZM258 156H259V155H258ZM95 157H96V156H95ZM146 157H147V156H146ZM192 157H190V158H192ZM199 157H200V156H199ZM261 157H262V156H261ZM190 158H188V160L191 161ZM201 158H202V157H201ZM241 158H242V155H241ZM129 159H130V158H129ZM195 159H196V158H195ZM195 159H194V160H195ZM206 159H207V161H209L207 157H206ZM206 159H205V161H204V159H203V162H206ZM104 160H105V159H104ZM184 160H185V159H184ZM192 160H193V159H192ZM194 160H193L192 162H194ZM198 160H199V159H198ZM239 160H240V159H239ZM96 161H98V158H96ZM99 161H100V160H99ZM144 161H145V160H144ZM13 162H14V160H13ZM180 162H181V161H180ZM183 162H184V161H183ZM209 162H211V160H210ZM11 163H12V161H11ZM115 163H116V162H115ZM128 163H129V162H128ZM167 163H168V162H167ZM188 163H189V161H188ZM188 163H187V164H188ZM198 163H199V161H198ZM0 164H1V162H0ZM74 164H75V163H74ZM76 164H78V163L76 162ZM185 164H186V163H185ZM191 164H192V163H191ZM247 164H248V163H247ZM249 164H250V163H249ZM257 164H258V163H257ZM193 165H194V164H193ZM193 165H192V166H193ZM250 165H251V164H250ZM260 165H263V169H264V164H260ZM260 165H259V166H260ZM10 166H11V165H10ZM184 166H185V165H184ZM195 166H196V165H195ZM37 167H38V166H37ZM188 167H189V165H188ZM257 167H258V165H257ZM20 168H21V167H20ZM215 168H216V167H215ZM249 168H250V167H249ZM35 169H36V168H35ZM206 169H207V168H206ZM220 169H221V168H220ZM10 170L12 171V169H10ZM51 170H52V169H51ZM185 170H186V169H185ZM189 170H190V169H189ZM192 170H193V169H192ZM192 170H191V171H192ZM227 170L229 171V169H227ZM247 170H248V167H247ZM179 171H180V170H179ZM179 171H178V172H179ZM222 171H223V170H222ZM230 171H231V170H230ZM32 172H34V171H32ZM32 172H31V173H32ZM73 172H74V171H73ZM189 172H190V171H189ZM192 172H193V171H192ZM250 172H251V171H250ZM94 173H95V171H94ZM133 173H134V172H133ZM194 173H195V172H194ZM262 173H264V172H262ZM8 174H9V173H8ZM34 174H37V173H34ZM73 174H74V173H73ZM126 174H127V173H126ZM190 174H191V173H190ZM196 174H197V173H196ZM5 175H6V173H5ZM18 175H19V174H18ZM32 175H33V174H32ZM37 175H38V174H37ZM57 175H58V174H57ZM188 175H189V174H188ZM238 175H239V174H238ZM242 175H243V174H242ZM242 175L240 176L241 178H243V177L245 176V175H244V176L242 177ZM251 175H252V174H251ZM39 176H40V175H39ZM63 176H65V175H63ZM125 176H126V175H125ZM136 176H137V175H136ZM190 176H191V175H190ZM259 176H260V174H259ZM6 177H7V176H6ZM9 177H10V175H9ZM9 177H8V178H9ZM31 177H32V180H33V176H30V178H31ZM132 177H133V176H132ZM184 177H185V176H184ZM212 177H213V176H212ZM222 177H223V176H222ZM39 178H40V177H39ZM68 178H69V177H68ZM218 178H219V177H218ZM259 178H260V177H259ZM259 178H258V179H259ZM9 179H10V178H9ZM34 179H35V178H34ZM40 179L42 180V178H40ZM184 179H185V178H184ZM192 179H193V178H192ZM215 179H217V176H216ZM238 179H239V178H238ZM10 180H11V179H10ZM10 180H8V181L10 182ZM12 180H13V179H12ZM23 180L26 181L25 179H23ZM36 180H37V179H36ZM122 180H123V182H124L125 179H122ZM132 180H133V179H132ZM197 180H198V178H197ZM230 180H231V179H230ZM0 181H1V180H0ZM44 181H46V180H44ZM55 181H56V180H55ZM58 181H59V180H58ZM98 181H99V180H98ZM127 181H128V180H127ZM212 181H213V180H212ZM225 181H226V180H225ZM9 182H7V183H9ZM11 182H12V181H11ZM15 182H16V181H15ZM21 182H23V181H19L20 184H21ZM62 182H64V181L62 180ZM116 182H117V181H116ZM121 182H122V181H121ZM179 182H180V181H179ZM4 183H5V182H4ZM80 183H81V182H80ZM118 183H119V182H118ZM168 183H169V182H168ZM192 183H193V182H192ZM209 183H210V182H209ZM215 183H216V181H215ZM231 183H232V182H231ZM12 184H13V183H12ZM12 184H11V185H12ZM15 184H16V183H15ZM22 184H23V183H22ZM26 184H27V182H26ZM42 184H43V183H42ZM53 184H54V182H53ZM224 184H226V183H224ZM24 185H25V184H24ZM28 185H30V184H28ZM28 185H27V189H28ZM116 185H117V184H116ZM122 185H124V184H122ZM145 185H146V184H145ZM147 185H148V184H147ZM167 185H168V184H167ZM177 185H178V184H177ZM199 185H200V184H199ZM204 185H205V184H204ZM214 185H215V184H214ZM248 185H249V184H248ZM30 186H31V185H30ZM124 186L126 187V185H124ZM200 186H201V185H200ZM222 186H223V185H222ZM224 186H228V185H224ZM232 186H233V184H232ZM20 187H21V186H20ZM57 187H58V186H57ZM184 187H185V186H184ZM203 187H204V186H203ZM228 187H229V186H228ZM23 188H24V187L22 186V189H23ZM25 188H26V186H25ZM30 188H32V187H30ZM142 188H143V187H142ZM144 188H145V187H144ZM148 188H149V187H148ZM198 188H199V187H198ZM206 188H208V185H207ZM211 188L213 189V187H211ZM211 188H209V190H210ZM222 188H223V187H222ZM229 188H230V187H229ZM18 189H19V188H18ZM57 189H58V188H57ZM61 189H62V186H61ZM69 189H70V188H69ZM80 189H81V188H80ZM80 189H79V190H80ZM169 189H170V188H169ZM169 189H168V190H169ZM199 189H201V187H200ZM216 189H217V187H216ZM233 189H234V187H233ZM10 190H11V189H10ZM20 190H21V188H20ZM28 190H29V189H28ZM31 190H32V189H31ZM31 190H30V191H31ZM34 190H35V189H34ZM34 190H33V191H34ZM58 190H59V189H58ZM67 190H68V189H67ZM81 190H82V189H81ZM207 190H208V189H207ZM219 190H220V189H219ZM219 190H218V191H219ZM119 191H120V190H119ZM130 191H131V190H130ZM186 191H187V190H185V192H186ZM199 191H200V190H199ZM204 191H205V189H204ZM204 191H203V192H204ZM214 191H216V190H214ZM214 191H213V193H214ZM220 191H221V190H220ZM229 191H230V190H229ZM78 192H79V191H78ZM80 192H81V191H80ZM123 192H124V191H123ZM169 192H170V191H169ZM187 192H189V191H187ZM201 192H202V191H201ZM201 192H200V193H201ZM205 192H206V191H205ZM210 192H211V191H210ZM247 192H248V191H247ZM252 192H253V191H252ZM82 193H83V192H82ZM193 193H194V191H193ZM198 193H199V192H198ZM200 193H199V194H200ZM207 193H208V192H207ZM216 193H217V192H215L214 194H216ZM219 193H220V192H219ZM236 193H237V192H236ZM180 194L183 195V193H181V192H180ZM201 194H202V193H201ZM204 194H205V193H204ZM204 194H202V195H204ZM211 194H212V193H211ZM217 194H218V193H217ZM221 194H222V193H221ZM230 194H231V193H230ZM251 194H253V193H251ZM79 195H82V194H79ZM177 195H178V193H177ZM187 195H188V194H187ZM205 195H206V194H205ZM205 195H204V196H205ZM261 195H262V193H261ZM130 196H131V195H130ZM151 196H152V195H151ZM156 196H157V195H156ZM180 196H181V195H180ZM206 196H207V195H206ZM214 196H215V195H214ZM216 196H217V195H216ZM253 196H254V195H253ZM253 196H251V198H252ZM262 196H263V195H262ZM85 197H86V196H85ZM9 198H10V197H9ZM9 198L6 199V200H10V199H11V198H10V199H9ZM70 198H71V197H70ZM75 198H76V197H75ZM118 198H119V197H118ZM130 198H131V197H130ZM132 198H133V196H132ZM164 198H165V197H164ZM183 198H184V196H183ZM190 198H191V197H190ZM190 198H188V199H190ZM217 198H218V197H217ZM219 198H220L219 200H221V197H219ZM23 199H27V198L25 197V198H23ZM45 199H46V198H45ZM200 199H201V198H200ZM204 199H205V198H204ZM209 199H210V197H209ZM6 200H5V204H6ZM20 200H22V199H20ZM73 200H74V199H73ZM191 200H192V199H191ZM191 200H190V201H191ZM219 200H218V201H219ZM24 201H25V200H23V202H24ZM43 201H44V200H43ZM75 201H78V200H75ZM96 201H97V200H96ZM165 201H166V200H165ZM197 201H198V200H197ZM208 201H209V200H208ZM222 201H223V200H222ZM225 201H226V200H225ZM227 201H228V200H227ZM11 202H12V201H11ZM15 202H16V201H15ZM41 202H42V200H41ZM46 202H48V201H46ZM50 202H51V201H50ZM73 202H74V201H73ZM132 202H133V201H132ZM206 202H207V201H206ZM263 202H264V199H263ZM7 203H8V201H7ZM9 203H10V202H9ZM9 203H8V204H9ZM36 203H37V202H36ZM97 203H98V202H97ZM103 203H104V202H103ZM158 203H159V202H158ZM182 203H183V201H182ZM188 203H189V202H188ZM202 203H203V202H202ZM244 203H245V202H244ZM23 204L25 205V202L22 203V201H19V200H18V201L14 204V206H11V207H12L11 210H9V211H7V212H4V211L2 212V211L0 210V254H4V253H6V252H11V251L13 252V251H15V250L20 246V243H25V242H26V238L31 237V236H32V233L38 230V223H39V222L37 223V222L32 221V220L29 219L28 213H27V211L25 210V208L23 207V206H24ZM92 204H93V203H92ZM195 204H197V202H195ZM195 204H193V205H195ZM233 204H234V203H233ZM10 205H11V204H10ZM39 205H40V204H39ZM41 205H42V204H41ZM48 205H49V204H48ZM52 205H53V204H52ZM82 205H83V204H82ZM177 205H178V204H177ZM179 205H180V204H179ZM199 205H200V204H199ZM203 205H204V204H203ZM210 205H211V203H210ZM247 205H248V204H247ZM5 206H6V205H5ZM50 206H51V205H50ZM181 206H182V205H181ZM190 206H191V205H190ZM244 206H246V205L244 204ZM53 207H54V206H53ZM80 207H81V206H80ZM186 207H187V204H186ZM188 207H189V206H188ZM248 207H251V206H248ZM8 208H9V206H8ZM40 208H41V206H40ZM51 208H52V207H51ZM94 208H95V207H94ZM200 208H202V207L200 206ZM253 208H255V210H256V205H255V207H253ZM253 208H252V209H253ZM135 209H136V208H135ZM159 209H160V208H159ZM222 209H223V208H222ZM4 210H6V209H4ZM35 210H36V209H35ZM94 210H95V209H94ZM94 210H93V211H94ZM181 210H182V209H181ZM184 210H185V209H184ZM189 210H190V209H189ZM197 210L199 211V209H197ZM215 210H216V209H215ZM241 210H242V209H241ZM36 211H37V210H36ZM185 211H186V210H185ZM31 212H32V211H31ZM51 212H52V210H51ZM83 212H84V211H83ZM137 212H138V211H137ZM220 212H221V210H220ZM223 212H224V209H223ZM254 212H256V211H254ZM35 213H37V215H39L38 212H35ZM146 213H147V212H146ZM196 213H197V212H196ZM221 213H222V212H221ZM241 213H242V212H241ZM241 213H240V215H241ZM244 213H245V215H246L247 212L245 211ZM32 214H34V211H33ZM49 214L51 215V213H49ZM54 214H55V213H54ZM54 214H53V215H54ZM82 215H83V213H82ZM82 215H81V218H82ZM223 215H224V214H223ZM253 215H254V213H253ZM33 216H34V215H33ZM57 216H58V215H57ZM137 216H138V215H137ZM137 216H136V217H137ZM191 216H192V215H191ZM224 216H225V215H224ZM224 216H223V217H224ZM247 216H248V215H247ZM54 217H55V215H54ZM54 217H53V219H54ZM241 217H242V216H241ZM250 217H251V216H248L247 218H250ZM258 217H259V216H258ZM262 217H263V215H262ZM133 218H135V217L133 216ZM147 218H148V217H147ZM224 218H226V217H224ZM244 218H245V216H244ZM32 219H33V218H32ZM49 219H50V217H49ZM53 219H52V220H53ZM173 219H174V218H173ZM191 219H192V218H191ZM198 219H199V218H198ZM207 219H208V218H207ZM211 220H213V219H211ZM240 220H241V219H240ZM245 220L247 221V219H245ZM245 220H244V221H245ZM251 220H252V218H251ZM259 220H260V219H259ZM44 221H45V220H44ZM150 221H151V220H150ZM255 221H256V220H255ZM262 221H263V220L261 219V221H259V222L262 223ZM51 222H52V221H51ZM143 222H145V220H144ZM221 222H222V221H221ZM252 222H253V221H252ZM259 222H258V223H259ZM53 223H54V222H53ZM249 223H250V222H249ZM249 223H248V224H249ZM256 223H257V222H256ZM43 224H44V223H43ZM54 224H56V223H54ZM119 224H120V223H119ZM119 224H118V225H119ZM123 224H124V223H123ZM133 224H134V221H133ZM217 224H218V223H217ZM246 224H247V223H246ZM262 224H263V223H262ZM40 225H41V224H40ZM40 225H39V226H40ZM146 225H148V224H146ZM173 225H174V224H173ZM257 225H258V224H257ZM49 226H51V225H49ZM60 226H61V225H60ZM87 226H88V225H87ZM109 226H110V224H109ZM126 226H127V225H126ZM126 226H125V227H126ZM131 226H132V224H131ZM251 226H252V225H251ZM251 226H249V227H251ZM117 227H118V226H117ZM178 227H179V226H178ZM195 227H196V226H195ZM249 227H247V228H249ZM252 227H253V226H252ZM255 227H256V226H255ZM47 228H48V227H47ZM186 228H187V227H186ZM238 228L241 229V227H238ZM45 229H46V228H45ZM49 229H50V228H49ZM49 229H47V230H49ZM56 229H57V227H56ZM240 229H239V231H240ZM252 229H253V228H252ZM39 230H40V228H39ZM51 230H52V227H51L50 231H51ZM109 230H111V229H109ZM113 230H115V229H113ZM113 230H112V231H113ZM119 230H120V229H119ZM119 230H117V233L119 232ZM241 230H243V229H241ZM250 230H251V228H250ZM52 231H53V230H52ZM112 231H111V232H112ZM173 231H175V230H173ZM173 231H172V232H173ZM207 231H208V230H207ZM225 231H227V230H225ZM247 231H248V230H247ZM48 232H49V231H48ZM168 232H169V231H168ZM241 232H242V231H241ZM243 232H245V231H243ZM112 233H113V232H112ZM134 233H135V231H134ZM170 233H171V232H170ZM201 233H202V232H201ZM245 233H246V232H245ZM115 234H116V233H115ZM129 234H131V232H129ZM183 234H184V233H182L181 235L183 236ZM234 234H235V233H234ZM241 234L245 235L244 233H241ZM51 235H52V234H51ZM109 235H110V236H111V235L113 236V234H109ZM116 235H117V234H116ZM124 235H125V234H123V239L125 238ZM174 235H175V233H174ZM177 235H178V234H177ZM211 235H212V234H211ZM243 235H242V236H243ZM247 235H249V234H247ZM257 235H258V234H257ZM44 236H46V238H47V234L44 235ZM49 236H50V235H49ZM110 236H109V237H110ZM112 236H111V238H112ZM172 236H173V235H172ZM209 236H210V235H209ZM226 236H227V234H226ZM233 236H234V235H233ZM233 236H232V237H233ZM253 236H254V235H253ZM258 236H259V235H258ZM50 237H51V236H50ZM114 237H115V235L113 236V239H114ZM117 237H118V236H116V238H117ZM177 237H178V236H177ZM177 237H176V238H177ZM210 237H211V236H210ZM215 237H216V236H215ZM232 237H231V239H232ZM238 237H239V236H238ZM248 237H249V236H248ZM250 237H251V236H250ZM250 237H249V238H250ZM46 238H45V239H46ZM67 238H68V237H67ZM69 238H70V237H69ZM119 238H120V236H119ZM119 238H118V239H119ZM148 238H149V237H148ZM151 238H152V237H151ZM178 238H180V237H178ZM181 238H182V237H181ZM189 238H190V237H189ZM212 238H213V236H212ZM236 238H237V237H236ZM240 238H241V237H240ZM245 238H247V237H245ZM45 239H44V240H45ZM74 239H75V238H74ZM118 239H117V240H118ZM125 239H126V238H125ZM125 239H124V241H125ZM144 239H146V238L144 237ZM187 239H188V238H187ZM216 239H218V238H215V240H216ZM241 239L243 240L244 238L242 237ZM247 239H248V238H247ZM38 240H39V239H38ZM117 240L115 239V241H117ZM147 240H148V239H147ZM188 240H189V239H188ZM233 240H234V239H233ZM31 241H32V240H31ZM31 241H30V242H31ZM118 241H119V240H118ZM121 241H123V240H121ZM124 241H123V242H124ZM148 241H149V240H148ZM148 241H147V242H148ZM224 241H225V240H224ZM235 241H236V240H235ZM239 241H241V240H239ZM247 241H248V240H247ZM67 242H68V241H67ZM208 242H209V241H208ZM228 242H229V241H228ZM231 242H232V241H231ZM65 243H66V242H65ZM114 243H115V242H114ZM119 243H120V242H119ZM119 243H117V244H118V247L120 246ZM151 243H152V242H151ZM155 243H156V242H154V244H155ZM243 243H244V242H243ZM25 244H26V243H25ZM33 244H34V243H33ZM51 244H52V243H51ZM117 244H116V245H117ZM120 244H121V243H120ZM145 244H146V243H145ZM187 244H188V242H187ZM187 244H186V245H187ZM189 244H190V242H189ZM203 244H204V241H203ZM205 244H208V243H205ZM239 244H240V243H239ZM37 245H39V244H37ZM53 245H54V244H53ZM60 245H61V244H60ZM123 245H124V244H123ZM147 245H148V244H147ZM234 245H235V244H234ZM248 245H249V242H248ZM35 246H36V245H35ZM45 246H46V245H45ZM45 246H44V247H45ZM62 246H63V245H62ZM64 246H65V245H64ZM121 246H122V245H121ZM121 246H120V247H121ZM152 246H154V245L152 244ZM188 246H189V245H188ZM206 246H207V245H206ZM206 246H205V247H206ZM41 247H42V246H41ZM100 247H101V246H100ZM123 247H124V246H123ZM123 247H122V248H123ZM144 247H146V246H144ZM214 247H215V246H214ZM225 247H226V246H225ZM130 248H131V247H130ZM182 248H183V247H182ZM223 248H224V247H223ZM223 248H222V249H223ZM32 249H33V247H32ZM32 249H31V250H32ZM35 249H37V248H35ZM41 249H43V247H42ZM114 249H115V248H114ZM138 249H139V248H138ZM140 249H141V248H140ZM180 249H181V248H180ZM222 249H221V250H222ZM33 250H34V249H33ZM38 250H39V251H38ZM75 250H76V249H75ZM198 250H199V248H198ZM223 250H224V249H223ZM35 251L40 252V248H38V249L35 250ZM35 251H34V252H35ZM70 251H71V250H70ZM208 251H209V250H208ZM213 251H215V249H214ZM17 252H18V251H17ZM179 252H180V251H179ZM179 252H177V253H179ZM71 253H74V251H72ZM210 253H211V252H210ZM239 253H240V252H239ZM239 253H238V254H239ZM251 253H252V251H251ZM256 253H257V252H256ZM238 254H237V255H238ZM249 254H250V253H249ZM68 255H69V254H68ZM122 255H123V254H122ZM135 255H136V254H135ZM137 255H138V254H137ZM179 255H180V254H179ZM33 256H34V255H33ZM37 256H38V255H37ZM37 256H36V258H37ZM64 256H65V255H64ZM66 256H67V255H66ZM72 256H73V255H72ZM177 256H178V255H177ZM240 256H241V255H240ZM4 257H5V254H4ZM29 257H30V255H29ZM230 257H231V256H230ZM251 257H252V255H251ZM255 258H256V257H255ZM155 259H156V258H155ZM179 259H180V258H179ZM247 259H248V258H247ZM15 260H16V259H15ZM15 260H14V261H15ZM26 260H27V259H26ZM36 260H38V259H36ZM41 260H43V259H41ZM55 260H56V259H55ZM55 260H54V261H55ZM156 260H157V259H156ZM225 260H226V258H225ZM244 260H245V259H244ZM14 261H13V262H14ZM27 261H28V260H27ZM38 261H39V260H38ZM38 261H37V262H38ZM49 261H50V260H49ZM253 261H255V260L253 259V260H252V263H253ZM32 262H34V259L32 260ZM39 262H40V261H39ZM46 262H47V261H46ZM178 262H179V260H178ZM237 262H238V260H237ZM247 262H248V261H247ZM259 262H261V261H259ZM28 263H29V262H28ZM35 263H36V262H35ZM35 263H34V264H35ZM41 263L43 264V261H42ZM140 263H141V262H140ZM144 263H145V262H144ZM239 263H240V262H239ZM252 263H251V264H252ZM19 264H20V263H19ZM21 264H22V263H21ZM29 264H30V263H29ZM39 264H40V263H39ZM45 264H47V263H45ZM178 264H182V261H181L180 263H178ZM241 264H242V263H241ZM255 264H258V263H257V259H256V263H255Z\"/></svg>","mask_w":264,"mask_h":264}]
</instances>
